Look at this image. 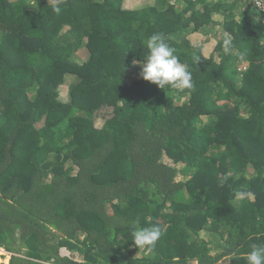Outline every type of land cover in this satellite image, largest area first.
Listing matches in <instances>:
<instances>
[{
  "label": "trees",
  "instance_id": "16d2710c",
  "mask_svg": "<svg viewBox=\"0 0 264 264\" xmlns=\"http://www.w3.org/2000/svg\"><path fill=\"white\" fill-rule=\"evenodd\" d=\"M156 32L193 89L142 78ZM153 224L155 248L138 247L133 231ZM252 244L264 245L253 0H0L8 264H246Z\"/></svg>",
  "mask_w": 264,
  "mask_h": 264
},
{
  "label": "clouds",
  "instance_id": "9594fccd",
  "mask_svg": "<svg viewBox=\"0 0 264 264\" xmlns=\"http://www.w3.org/2000/svg\"><path fill=\"white\" fill-rule=\"evenodd\" d=\"M56 14L61 12L59 6L53 7ZM148 55L142 63L141 76L144 80L158 85L161 89L170 86L174 89H193L194 81L189 67L182 63L175 54L176 49L168 42L165 34L156 32L147 38ZM225 53L232 48V40L227 36L223 40ZM135 64L136 61H133ZM139 224V220L135 221ZM162 228L153 224L148 227H137L132 235L138 247H147L149 251L155 248L162 235ZM246 264H264V245L252 244L250 251L245 253Z\"/></svg>",
  "mask_w": 264,
  "mask_h": 264
},
{
  "label": "rangeland",
  "instance_id": "374dc122",
  "mask_svg": "<svg viewBox=\"0 0 264 264\" xmlns=\"http://www.w3.org/2000/svg\"><path fill=\"white\" fill-rule=\"evenodd\" d=\"M9 260H10V255L7 252H5L3 249L0 250V264L1 263L8 264Z\"/></svg>",
  "mask_w": 264,
  "mask_h": 264
},
{
  "label": "built area",
  "instance_id": "2783aa9c",
  "mask_svg": "<svg viewBox=\"0 0 264 264\" xmlns=\"http://www.w3.org/2000/svg\"><path fill=\"white\" fill-rule=\"evenodd\" d=\"M254 4L264 12V1L263 0H253Z\"/></svg>",
  "mask_w": 264,
  "mask_h": 264
}]
</instances>
